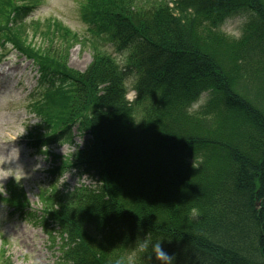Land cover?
<instances>
[{"label":"trees","instance_id":"1","mask_svg":"<svg viewBox=\"0 0 264 264\" xmlns=\"http://www.w3.org/2000/svg\"><path fill=\"white\" fill-rule=\"evenodd\" d=\"M159 2L143 9L138 0H86L92 35L131 49L137 96L125 99V72L99 46L83 73L70 74L67 113L42 130L75 121L89 139L74 168L87 169L96 182L71 193V208L46 212L44 227L53 224L60 235L59 264H113L148 234L165 237L161 247L174 264H264V0ZM169 5L200 22L174 15ZM242 11L249 14L242 39L216 30ZM24 13L0 0V27L26 42L12 30ZM38 49L51 54L49 47ZM63 55L51 56L63 63ZM68 92L48 97L49 109ZM202 92L210 96L201 109L207 113L196 115L216 117L222 133L203 136L185 119ZM214 152L219 155L206 158ZM189 158L206 159L190 169L180 162ZM207 178V188H199ZM151 264L160 262L153 256Z\"/></svg>","mask_w":264,"mask_h":264},{"label":"rangeland","instance_id":"2","mask_svg":"<svg viewBox=\"0 0 264 264\" xmlns=\"http://www.w3.org/2000/svg\"><path fill=\"white\" fill-rule=\"evenodd\" d=\"M28 1L33 4H39L30 11L29 15L24 13L26 20L23 21L24 23H17L12 29L13 32H19L29 41L32 39V42L42 47L43 50L49 47L50 52L63 53L65 61L60 63L66 66V70L71 75L85 71L93 62L96 45L69 37L71 32L69 29L81 36L86 34V26L79 16L82 0ZM138 1L140 3L136 5L137 8L143 9H154L157 5L162 4L159 2L161 0ZM169 7L173 8L176 16H184L187 19L192 17V22L199 21V17L193 13L192 15H185L181 11L179 12V8H176V5H169ZM248 15V12L242 11L227 18V20L243 18L245 23ZM52 18L60 20L65 26L52 20ZM213 18L214 16L210 17L208 22ZM2 21L0 18V24H3ZM208 22H205V24H208ZM215 23L216 21L213 22V25ZM216 30L226 36L220 27ZM197 33L200 32L197 31ZM207 46H210V44ZM37 51L39 52V50ZM40 51L41 55L49 57L42 50ZM4 57V62L0 67L1 69L7 68L10 76H0L2 87L0 89V177H4L0 178V185L5 189V193L0 195V264L63 263V261H60V259H64V254L63 248L61 249L60 247L62 241L59 235L56 233L55 237L51 239L43 232L41 221L39 222L37 219H32L25 215H21L20 218L18 213L11 215L12 210L1 198L8 194L11 199L19 203H25L30 208V212H36L34 217L41 214L40 210L48 212L49 210L56 211L58 207L71 208V202H68L71 193L85 188L81 190V193H83L87 188L94 187L93 184L96 182L89 172L87 173V169H83L82 166L74 168L78 161L76 160L78 158L77 152L87 146L89 136L83 133L79 126V128L76 126L70 131V137L66 142L57 144V147L52 150V154L56 156L57 161L64 164V168L58 175V182L52 187V190L48 186V188H42L41 186L48 181L43 170L49 165L50 161L42 156L31 154L26 142L22 139L28 129L26 126L37 122L36 119L27 114V109L25 108L36 85V68L31 62L10 50L9 47ZM73 93L68 92L61 97L56 110L48 116L50 119L57 116H60L58 119H61L66 115L67 105L72 99ZM206 94L209 95L208 93ZM9 103L11 105L7 108L5 105ZM200 113L206 114L207 112L201 110L185 118L191 124H194L196 133L203 136L212 135L210 132H219L218 130L222 133V124L217 122L216 117L209 114L206 118L197 117L198 115L196 114ZM236 121H238L237 116L233 115L230 123L233 124ZM168 125L170 127L173 124L169 123ZM44 127L47 126L45 125ZM47 131H44V133ZM233 135V131H231L229 136ZM212 155L219 154L214 152L206 158H210ZM206 158L202 160L189 158L183 161L180 160V162L190 166L188 167L190 169H194L192 167L196 169ZM59 168L60 166H58ZM199 172L203 174L201 171ZM13 176L16 180H14ZM211 181L212 179L207 178L204 179L202 186L197 185L200 186L199 188H207V184ZM46 198L47 200L44 201ZM77 198L72 200V203ZM21 206L24 209L26 208L25 205Z\"/></svg>","mask_w":264,"mask_h":264},{"label":"clouds","instance_id":"3","mask_svg":"<svg viewBox=\"0 0 264 264\" xmlns=\"http://www.w3.org/2000/svg\"><path fill=\"white\" fill-rule=\"evenodd\" d=\"M243 18L228 19L221 26V31L233 39L239 40L243 35ZM131 54V49H124L113 56V62L121 70H123L129 63V56ZM139 81V75L135 72H130L122 81L123 88L126 90L125 99L129 102H134L137 96L136 84ZM210 96L205 92L199 94L193 101L190 102L187 107V113L192 115L200 111L208 102ZM9 176V175H8ZM7 177V176H5ZM4 178V177H0ZM14 180L16 178L13 176ZM5 193V189L0 185V195ZM195 211V210H194ZM165 237H159L153 239L151 235H146L143 239H140L130 254H124L117 257L113 264H136L137 261L143 262L146 260L147 264H151L152 257H155L156 261L160 264H174V256L169 255L161 247V240Z\"/></svg>","mask_w":264,"mask_h":264}]
</instances>
